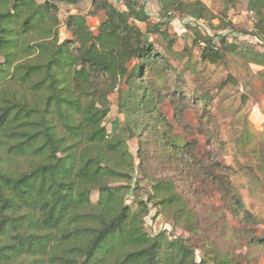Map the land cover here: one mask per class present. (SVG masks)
Returning a JSON list of instances; mask_svg holds the SVG:
<instances>
[{
    "label": "trees",
    "instance_id": "obj_1",
    "mask_svg": "<svg viewBox=\"0 0 264 264\" xmlns=\"http://www.w3.org/2000/svg\"><path fill=\"white\" fill-rule=\"evenodd\" d=\"M81 1L0 0V264H95L99 253L117 244L134 250L114 264H200L184 245L176 259L166 255L172 247L166 232L144 233L133 206L146 203H127L126 196L143 188L137 177L130 182L136 166L145 170L143 163L154 154L162 165L177 166L182 179L206 173L194 155L196 140H179L159 108L173 97L175 121L181 123L190 88L170 60L174 40L161 52L149 35L167 41L162 27L173 14L204 21L213 15L203 0H156L159 21L151 22L140 0H122L124 9L91 0L88 14H103L97 33L84 15L71 14L65 21L71 36L60 41L57 3ZM223 1L226 9L238 2ZM247 8L255 16L250 34L264 41V0H248ZM229 27L227 22L222 28ZM226 38L218 45L210 37L196 39L200 61L215 64L225 52L240 51L227 46ZM114 90L123 119H114L109 130L104 120ZM191 93L205 118L213 95ZM135 137L136 155L128 144ZM189 168L197 173L189 176ZM212 181L222 196L230 192L216 176ZM173 183L168 177L147 185L148 200L159 204L156 193Z\"/></svg>",
    "mask_w": 264,
    "mask_h": 264
},
{
    "label": "rangeland",
    "instance_id": "obj_2",
    "mask_svg": "<svg viewBox=\"0 0 264 264\" xmlns=\"http://www.w3.org/2000/svg\"><path fill=\"white\" fill-rule=\"evenodd\" d=\"M108 1L124 9L122 0ZM140 1L144 3L150 21H159L157 1ZM203 2L211 11L212 19L196 20L182 14H173L162 27L168 29L167 41L154 34H150L149 38L161 52L165 51L169 39L174 40L170 60L177 71L183 73L186 85L190 88L184 98L181 123L175 121L173 97L168 96L159 108L173 126L179 140H196L194 155L202 160L201 170L205 169L210 178L202 172L203 176H185L182 179L174 170L177 166L162 165L158 161V154H154V158H148L147 165L143 163L145 170H139L136 166L134 179L130 183L133 185L137 177L143 188L131 191L126 196V202L133 203L135 198L146 203L141 206L134 202L135 223L142 224L143 232L150 237L166 232L172 241V247L166 255L170 254L173 259H176L178 253L181 256L180 245H184L189 258L200 264H220L221 261H229L231 264H264V41L250 34L255 16L247 8L248 0H238L229 9H226L223 0ZM57 5L60 41L71 36L65 25L71 14L84 15L89 29L97 33L103 14L102 11L95 15L88 14L91 0L73 5L60 2ZM227 22L233 28L223 29ZM138 25L146 29L144 23ZM223 36L227 37V46L235 45L240 51L225 52L224 59L215 64L200 61L199 47L194 44L195 40L210 37L218 45V40ZM92 44L100 48L98 42ZM185 61L190 65L188 68H185ZM258 61L263 65L258 64ZM173 79L174 76H170L171 83ZM193 90L196 94L213 95V101L208 107L212 114L202 118L204 110L200 104L194 105ZM175 98L176 101L179 99ZM108 101L111 110L104 124L111 130L114 119H123L117 111V90L108 94ZM242 134L247 136L242 139ZM128 144L136 155L138 139L132 138ZM214 163H219L221 167ZM185 173L193 176L197 170L189 168ZM213 175L221 180L222 187L227 183L230 189L227 195L222 196L213 184ZM168 177L175 184H170L166 192L156 193L160 203L149 201L147 185L150 187L151 183L158 181L166 183ZM233 196L239 199L242 205L240 208ZM108 247L111 248L107 252L97 255L95 264H114L127 251L134 250V247L119 244ZM135 264H145V260Z\"/></svg>",
    "mask_w": 264,
    "mask_h": 264
},
{
    "label": "crops",
    "instance_id": "obj_3",
    "mask_svg": "<svg viewBox=\"0 0 264 264\" xmlns=\"http://www.w3.org/2000/svg\"><path fill=\"white\" fill-rule=\"evenodd\" d=\"M257 128V126H255Z\"/></svg>",
    "mask_w": 264,
    "mask_h": 264
}]
</instances>
